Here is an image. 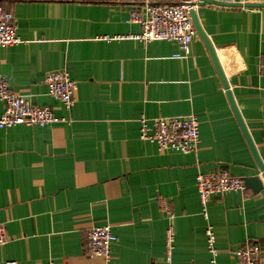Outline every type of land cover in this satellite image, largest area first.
Wrapping results in <instances>:
<instances>
[{
	"label": "crops",
	"instance_id": "obj_1",
	"mask_svg": "<svg viewBox=\"0 0 264 264\" xmlns=\"http://www.w3.org/2000/svg\"><path fill=\"white\" fill-rule=\"evenodd\" d=\"M145 2L177 0H0L21 41L0 49V77L63 119L0 129V224L8 237L0 261L105 264L87 254L86 235L109 225L117 240L108 264H162L169 228L171 264H209L210 226L219 264H238L236 252L248 243L260 248L264 264V181L206 48L196 35L189 55L174 58L173 43L125 38L140 33L129 15ZM196 11L264 163V8ZM60 69L77 83L69 111L45 85L46 74ZM185 116L199 122L196 152L159 154L139 140L140 117ZM220 169L258 177L263 190L213 197L205 220L196 177Z\"/></svg>",
	"mask_w": 264,
	"mask_h": 264
},
{
	"label": "built area",
	"instance_id": "obj_2",
	"mask_svg": "<svg viewBox=\"0 0 264 264\" xmlns=\"http://www.w3.org/2000/svg\"><path fill=\"white\" fill-rule=\"evenodd\" d=\"M192 0H177L170 4H151L145 2L139 9L130 12L129 22L138 24L140 33L125 38L143 43L166 41L176 45L179 53L174 58L187 57L190 46L196 37L191 22L189 10ZM195 7V6H194ZM197 9V8H196ZM122 38H116L120 40ZM16 33L13 16L0 6V49L20 44ZM258 67L264 72V55L259 57ZM48 96L58 101L66 110H71L75 104L77 83L71 79L65 69L50 71L45 76ZM0 103L3 112L0 116V129H10L17 126L45 128L51 124L63 121L58 119L50 107H34L26 97L14 94L8 80L0 77ZM139 140L153 144L159 154L177 152L190 154L197 151L199 138V122L194 116L158 118L148 123L145 117L138 119ZM196 191L202 209V217L207 220V205L213 197L245 191L242 178L231 176L227 170L220 169L196 177ZM167 209V207H165ZM206 248L209 254V264L217 262L215 234L212 227L205 229ZM86 252L90 256L110 260L111 246L116 243V237L109 225L92 227L86 235ZM8 240L4 224H0V247ZM174 232L169 228L165 234V255L162 264H171ZM238 264H262L261 250L252 243L246 244L236 252ZM0 264H18L16 261H0ZM41 264V263H40ZM45 264H53L47 262Z\"/></svg>",
	"mask_w": 264,
	"mask_h": 264
},
{
	"label": "water",
	"instance_id": "obj_3",
	"mask_svg": "<svg viewBox=\"0 0 264 264\" xmlns=\"http://www.w3.org/2000/svg\"><path fill=\"white\" fill-rule=\"evenodd\" d=\"M205 5H215L220 7H231V8H264V4H243V3H227V2H220V1H214V0H196L195 3H191V8L189 10V15L191 22L194 26L195 32L197 37L201 40L203 45L206 48V51L210 57V60L212 62V65L215 69V72L219 78V81L221 83L222 89L224 90L227 102L229 104V107L231 109V112L239 126V129L244 137V140L249 148V151L254 159V162L256 164V167L264 181V163L260 157V155L257 152V149L248 133V130L242 120V117L235 105L234 99L232 97V94L229 90V85L224 77L221 65L219 63L217 54L215 52V49L213 48L210 40L208 39L206 33L204 32L201 23L198 18V14L196 11V8L203 7ZM195 6V7H194ZM243 182L245 185V188L248 190H251L252 193L258 194L263 190V185L261 180L258 177H245L243 178Z\"/></svg>",
	"mask_w": 264,
	"mask_h": 264
},
{
	"label": "rangeland",
	"instance_id": "obj_4",
	"mask_svg": "<svg viewBox=\"0 0 264 264\" xmlns=\"http://www.w3.org/2000/svg\"><path fill=\"white\" fill-rule=\"evenodd\" d=\"M196 39H197V40H199V38H198V37H197ZM193 41H194V40H193ZM195 41H196V40H195ZM147 121H148V120H147ZM151 122H152V121H148V123H149V124H151Z\"/></svg>",
	"mask_w": 264,
	"mask_h": 264
}]
</instances>
